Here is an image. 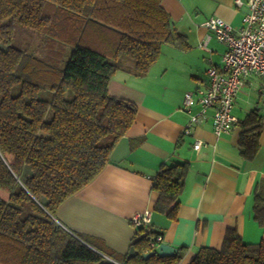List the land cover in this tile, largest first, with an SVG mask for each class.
<instances>
[{
    "label": "trees",
    "instance_id": "16d2710c",
    "mask_svg": "<svg viewBox=\"0 0 264 264\" xmlns=\"http://www.w3.org/2000/svg\"><path fill=\"white\" fill-rule=\"evenodd\" d=\"M20 28L39 44L17 43ZM163 44L188 49L161 0H0V264H113L102 255L118 264H179L180 254L143 258L159 236L148 227L137 228L127 259L54 220L134 122L136 106L108 92L113 75L145 76ZM256 136L243 144L244 157ZM187 171V163L160 166L154 214L176 219ZM252 210L264 226L261 193ZM189 264H264V238L246 244L229 229L219 250L201 248Z\"/></svg>",
    "mask_w": 264,
    "mask_h": 264
},
{
    "label": "crops",
    "instance_id": "0c3cea01",
    "mask_svg": "<svg viewBox=\"0 0 264 264\" xmlns=\"http://www.w3.org/2000/svg\"><path fill=\"white\" fill-rule=\"evenodd\" d=\"M161 6L169 15L171 29L186 37L188 49L176 52L180 61L160 63L158 58L144 77L150 81L148 89L134 87L130 75L121 71L120 78L116 75L110 80L109 94L136 106L134 122L115 145L110 162L57 208L54 220L72 235L127 257L138 228L131 218L149 211L150 224L142 227L159 234L158 244L177 249L179 264H189L201 248L219 250L229 229L236 230L246 244L264 238V226L254 220L252 210L255 196L261 193L264 198L263 79L245 80L232 108L237 123L228 133L214 135L209 111L205 121L184 135L182 130L198 106L191 113L183 112V96L205 89L207 70L221 67L225 51L202 24L216 17L237 29L245 7H236L235 0H161ZM33 34L37 42L28 41L31 48L40 41ZM254 136L257 147L246 158L244 145ZM196 140L203 143L198 150L192 147ZM181 163L188 164V171L172 221L153 213L158 195L151 185L161 165Z\"/></svg>",
    "mask_w": 264,
    "mask_h": 264
},
{
    "label": "built area",
    "instance_id": "2783aa9c",
    "mask_svg": "<svg viewBox=\"0 0 264 264\" xmlns=\"http://www.w3.org/2000/svg\"><path fill=\"white\" fill-rule=\"evenodd\" d=\"M235 5L238 8L245 7L239 28H232L216 17H211L202 24L225 46V51L221 57V67L211 66L207 70L208 83L205 89L183 96V112L191 113L193 106H198L197 112L191 113L182 130L184 135L191 133L194 124L205 121L209 111H212L211 127L214 135L220 137L228 133L237 123L232 114L234 100L245 80L251 77L263 79L261 94L264 115V0H247L245 4L241 0H235ZM209 39L208 36L205 42ZM202 145L200 140H196L192 147L198 150ZM150 217L149 211L137 213L131 218V224L136 227L147 226L150 224ZM160 241L157 237L151 247L156 250Z\"/></svg>",
    "mask_w": 264,
    "mask_h": 264
},
{
    "label": "rangeland",
    "instance_id": "374dc122",
    "mask_svg": "<svg viewBox=\"0 0 264 264\" xmlns=\"http://www.w3.org/2000/svg\"><path fill=\"white\" fill-rule=\"evenodd\" d=\"M175 31L176 32H180V31H177V30H175ZM210 35H211V37H213L215 39V36H214V34L212 32H210ZM30 36H31V40H30ZM36 38L37 37L32 33V31L29 32L28 30H25L23 28H20L18 30V35L16 37L17 43H19L21 45H23L24 42H28V41L31 42L32 44L33 43L35 44L37 42ZM176 52H181V51L176 49L175 47L170 46V45L163 44L161 46V49H160V57H159L160 63L162 61L164 63H166V62H170V61H173V60H178L177 59L178 56H176ZM178 55H181V54H178ZM181 57H183V56H181ZM178 61H180V60H178ZM154 69H156V68H154ZM152 71H154V70H152ZM117 74L122 75V74H120V72H116L113 75V77L116 76ZM129 75L130 76H129L128 80H129V82L131 84L134 85V87H138L139 89H142L143 87H146L147 89L149 88L150 81L149 80L147 81V79L144 78L145 76L138 77V76H134L133 74H129ZM117 78H120V76L117 75ZM143 79H145V80H143ZM151 84H152V82H151Z\"/></svg>",
    "mask_w": 264,
    "mask_h": 264
},
{
    "label": "water",
    "instance_id": "95a60500",
    "mask_svg": "<svg viewBox=\"0 0 264 264\" xmlns=\"http://www.w3.org/2000/svg\"><path fill=\"white\" fill-rule=\"evenodd\" d=\"M177 253V249L169 246V245H166V244H159L156 248V250H154L153 252L151 253H145L143 255V258L144 259H148L154 255H157L158 257H172L174 256L175 254ZM134 249L133 247H131L127 253V258H131L134 256Z\"/></svg>",
    "mask_w": 264,
    "mask_h": 264
}]
</instances>
